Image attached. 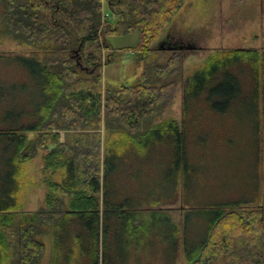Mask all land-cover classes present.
<instances>
[{
	"label": "trees",
	"instance_id": "trees-1",
	"mask_svg": "<svg viewBox=\"0 0 264 264\" xmlns=\"http://www.w3.org/2000/svg\"><path fill=\"white\" fill-rule=\"evenodd\" d=\"M186 1L0 0V36L44 44L53 55L42 62L20 53L0 54V60L31 63L35 82L34 95L24 98L16 116L8 109L1 113L7 117H2L6 126L0 129L6 141L0 162L5 171L0 180V264L9 261L15 244L22 248L16 264H39L44 251L40 237L49 228V264H125V258L115 259L117 250L148 246L154 251L163 246V259L171 262L181 247L187 264H264L263 204L235 202L224 207L227 204L206 200L210 205L192 208L185 189L183 220L174 221L158 207L179 199L177 174L188 171V150L193 147L194 112L188 109L195 108L196 97L210 93H206L210 76L227 68L228 79L218 88L228 95L224 105L229 109L230 104L251 101L255 117L261 101L264 115V48H228L209 57L206 67L183 82L181 119L162 118L147 127L144 121L158 115L175 81L157 86L144 74L135 84L109 86L104 81L101 60L109 49L107 36L139 31V43L120 51H135L142 61L163 42ZM106 55L109 61V51ZM173 64L168 60L160 73L171 71ZM208 101L216 105L215 100ZM104 124L109 136L102 144ZM40 150L47 151L42 166L43 205L35 212L19 213L17 170ZM159 153L163 159L153 165L164 177L147 189L138 178L132 179L134 189L132 183L127 186L132 178L128 165L144 164L142 173L147 172L149 157ZM120 173L125 177L116 178Z\"/></svg>",
	"mask_w": 264,
	"mask_h": 264
},
{
	"label": "rangeland",
	"instance_id": "rangeland-1",
	"mask_svg": "<svg viewBox=\"0 0 264 264\" xmlns=\"http://www.w3.org/2000/svg\"><path fill=\"white\" fill-rule=\"evenodd\" d=\"M263 35L264 0H187L174 15L163 42L158 44L156 51L142 61L138 60L135 51L129 50L124 53L120 51L123 48L135 47L139 43V31L107 36L106 43L109 44V49L104 50V57L101 60L103 68L100 69L106 85L109 86L142 82L143 74L147 81L157 86L175 81V88L168 91L165 102H163L164 98L162 99L158 115L148 117L144 121L147 127L162 118L180 119L184 95L183 82L194 72L206 67L209 59H212L209 57H216L228 48H264ZM192 46H200L201 49H190ZM162 47L164 49L160 50L159 48ZM178 47L179 49H176ZM108 51L109 61L106 55ZM19 53L24 56L36 57L42 62L53 57L49 53V48L44 44L29 45L13 35L0 36L1 55L9 57L20 55ZM175 55L176 58H174ZM168 60L175 64L171 66V71L161 74L160 72L168 64ZM31 70L32 64L29 62H22L19 59L15 61L10 59L8 62L6 59L0 60V129H4L6 126L2 125L4 123L2 117L5 115L1 114L2 110L4 113V110L8 109L13 112L12 116H16L20 105H24V98L30 99L34 95L35 82ZM245 71L246 69H244ZM227 79V68L210 76L206 84L209 85L206 88L208 90L206 93H210L196 97L194 103L197 104V109H188V111L197 112V118L191 123L193 125V144L191 146L193 147L188 150L190 165H188L187 172L186 168L182 169L183 171L179 175V184L182 185L179 190L180 195L178 194L179 199L172 204L158 205V207L166 209L176 222H180L184 217L182 199L186 197L185 189L190 199V201H186L192 202V208H197V206L210 205L204 203L207 202L206 200L228 202V189L234 191L236 187L251 183L248 179L249 171L247 169L254 163L261 176L264 177V120H259L257 124H254L253 120H247L243 115L235 114L228 117L229 121L234 120L230 121V132L225 130L228 128V120L222 116V113L226 111L227 105H224V101L228 100V95L219 92L218 88H221L220 85ZM243 79L245 80V78ZM259 88L261 89V86ZM248 99L240 100L249 101ZM208 100H215L216 105ZM230 100H233L232 97ZM6 103L7 108H3ZM206 103L213 112L208 111L209 117L205 116L208 118L204 119L199 110ZM243 104L242 108H247V104ZM6 117L4 116V118ZM105 128L106 124L101 128L102 144H105L109 136H107L108 131L106 130V132ZM120 131L121 129L118 130V132ZM84 132L92 134L93 131L86 129ZM5 143L4 135L0 134V162L4 161ZM46 152L40 150L38 155L25 162V190L21 194L19 213L35 212L43 205L45 186L42 182L44 176L42 172L44 161L42 159ZM153 156L149 157L147 172L142 173L145 170L144 164L128 165L127 174L132 178L127 182V186L132 183V188L135 187L132 179L138 178V182L142 181L147 189L152 182L155 180L158 182L164 177V173L161 174V170L155 169L153 165L158 159H163L161 153ZM161 169L165 172L163 167ZM2 177L3 175L0 180ZM122 177L125 176L121 173L116 175V178ZM53 178L57 180L56 175ZM208 182L213 183L209 184ZM117 184H119V179ZM124 185V181L121 180V190L125 187ZM210 185L215 190L206 193L204 188ZM250 186L245 188L247 190L241 192L239 197L246 199L251 197L250 201L254 202L264 201V197L258 196L259 192L255 193L254 191L255 189H264V182L259 187L258 184L252 188ZM233 198L236 199L235 196ZM185 207L189 206L186 204ZM224 207L231 206L227 204ZM40 239L44 243V251L39 264H49L52 254L51 228H49V233ZM146 248L150 249L117 250L115 259L123 257L126 260L125 264H187L182 256L181 247L174 262L163 259L166 257L165 253H162L165 250L163 246L161 249L158 246L155 251L149 246ZM11 251L12 255L7 264H16L22 248L15 244L13 247L11 246ZM113 264H120V261Z\"/></svg>",
	"mask_w": 264,
	"mask_h": 264
},
{
	"label": "crops",
	"instance_id": "crops-1",
	"mask_svg": "<svg viewBox=\"0 0 264 264\" xmlns=\"http://www.w3.org/2000/svg\"><path fill=\"white\" fill-rule=\"evenodd\" d=\"M223 51H225V50H223ZM243 103L247 104V106H246L247 108H244V109L242 108L241 105H244ZM257 104L259 106V112H258V115H256L255 117L253 115V112L251 111V110H253L255 108V107H253L254 106V103H252L251 101H249V102L244 101V102H238V103L230 104L229 109H228V106H226V108H225L226 111L222 113L223 114L222 116L225 117L228 120V128H226L225 130L227 132H230L229 131V129H230V121H234V120H230L229 121L228 117H231L232 115H235V114H237V115H243L244 116V119L247 118V120L248 119L249 120H253L254 121V124L255 123L257 124L259 122V120H264V115H263V112L261 111L262 102L261 101L260 102H257ZM203 105L204 106H203L202 109L203 110H207V111L200 112V114L202 115V117L204 119H207L209 117L208 116L209 115L208 111H210V112H213V111L210 110V108L207 105V103L206 104H203ZM196 107H197V104H195V108L194 109H197ZM182 114H183V112H182V107H181V117H182ZM192 116L194 117V119L197 118V112L192 113ZM205 116H208V117H205ZM181 117H180V119H181ZM173 118H175V117H173ZM180 119H177V120H180ZM206 163H209V162H206ZM42 165H43V163H42ZM24 169H25V162H23L22 164L19 165V168H18L17 174H16V182H17V184H16L15 187H17L16 188V195H17V199H18V207H17L18 208L17 209L18 212H19V209L21 208V206H20V203H21V201H20L21 194H23V191L25 190V185H24V178H25L24 177ZM182 171L183 170L178 171V174H177L178 175V190H180V188L182 187V185L179 184V175H180V173ZM247 171H249L248 179L251 181V183H247V184H245L243 186L236 187V188H234L235 189L234 191L228 189V202L227 201H225V202L210 201L209 203L210 204H217V203L219 204L220 203V204H228L229 205V204H232V203H235L236 202L238 204H250V205L263 204L264 205V201L258 200L256 202H254V201H250V198L251 197L248 198V199H246L245 197H242V198L239 197V194L241 192H244V190L246 191L247 189H245V188H247L248 186L251 185L250 188H252V187H254L255 184H258V187H259V186H262V184L264 182V177L261 176L260 172L256 168L255 163L252 165V167L249 166L248 169H247ZM3 173H5V171L0 167V178H1V176H2ZM215 178H216V176L213 177V181L215 180ZM208 183L211 184L213 182H208ZM204 189L207 190V193L215 190L213 188V186H211V185L210 186H206ZM254 191H255V193L259 192L258 193V196L264 197L263 196L264 193H262L264 191V189H261V190L255 189ZM226 192H227V190H226ZM44 195H45V193H44ZM234 196L236 197V199L233 198ZM233 201H235V202H233Z\"/></svg>",
	"mask_w": 264,
	"mask_h": 264
},
{
	"label": "bare ground",
	"instance_id": "bare-ground-1",
	"mask_svg": "<svg viewBox=\"0 0 264 264\" xmlns=\"http://www.w3.org/2000/svg\"><path fill=\"white\" fill-rule=\"evenodd\" d=\"M172 35V34H171ZM181 42V41H180Z\"/></svg>",
	"mask_w": 264,
	"mask_h": 264
},
{
	"label": "water",
	"instance_id": "water-1",
	"mask_svg": "<svg viewBox=\"0 0 264 264\" xmlns=\"http://www.w3.org/2000/svg\"><path fill=\"white\" fill-rule=\"evenodd\" d=\"M181 48V47H180Z\"/></svg>",
	"mask_w": 264,
	"mask_h": 264
}]
</instances>
